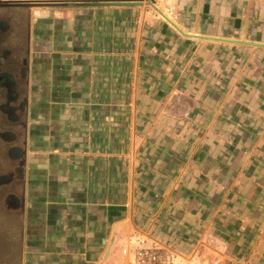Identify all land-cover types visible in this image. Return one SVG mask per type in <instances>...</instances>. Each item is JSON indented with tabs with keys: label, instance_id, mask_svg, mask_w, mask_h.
Here are the masks:
<instances>
[{
	"label": "crops",
	"instance_id": "crops-1",
	"mask_svg": "<svg viewBox=\"0 0 264 264\" xmlns=\"http://www.w3.org/2000/svg\"><path fill=\"white\" fill-rule=\"evenodd\" d=\"M59 1L1 11L14 29L28 24L29 109L24 190L3 206L16 222L3 224L13 235L0 264H100L112 241L104 264H120L140 241L169 251L216 239L225 207L249 195L240 182L264 168V48L206 38L264 44V0H157L168 20L146 5ZM170 97L214 103L209 134L241 141L216 145L232 154L226 164L207 142L186 162L165 157L166 111L143 107Z\"/></svg>",
	"mask_w": 264,
	"mask_h": 264
},
{
	"label": "rangeland",
	"instance_id": "rangeland-1",
	"mask_svg": "<svg viewBox=\"0 0 264 264\" xmlns=\"http://www.w3.org/2000/svg\"><path fill=\"white\" fill-rule=\"evenodd\" d=\"M237 42L238 43H226L238 45L243 44L256 48H264L263 43L242 41ZM212 104L214 103L193 100L188 101V99L172 101L170 97L168 101L159 102L158 104L149 103L148 107H143L144 109H148L151 112L166 111V115H164V124H161L167 131V134H165L163 139L166 143L164 153L166 158L177 157L179 158L180 162H186V160H188L190 157L193 158L195 155L196 157L202 156L203 151L199 147L205 145L207 142L210 144V146H212V150H207L210 159H223L225 162L224 164H226L228 161L226 159H228L229 155L231 156L232 154L228 153V150H217L216 145H218L220 142L239 143L241 142L239 140L240 136L231 132L230 134L226 135L225 138L221 137V135L209 134V128L207 127H209V124L212 122V120H214L212 115L215 114V111H218V108L214 105L212 106ZM192 113L194 114L193 117ZM147 120L149 126L156 125L155 118H148ZM199 128L206 129L207 133L199 130ZM195 130L196 132H194ZM251 135L256 136L253 134ZM153 136L154 135H150V142H155V137ZM233 138H235V140ZM246 138H248L246 142L247 145H249L252 140L250 137ZM173 141H180L181 145L180 149L175 150L174 152L170 147L168 148L167 146ZM243 145L240 144L239 147ZM247 167L252 171L254 169L252 163H250ZM260 169V173H257L256 175L253 173H248L249 175H246L248 176L246 180L241 181L239 184V190L242 191L244 194L243 196L249 195L247 197L238 199L234 198L232 204L230 201L229 206L225 207L223 222L216 224V221L214 220L215 226L212 232L215 234V236H217L216 239L213 238L207 243L203 242L194 250V245L189 246L186 244L189 240L188 236H184V238L186 237L185 241L183 242L186 244L185 246H182V243H180L179 245H175L172 248L174 251L161 250L165 259H169L170 264H264L263 166H261ZM188 193L190 192L188 191ZM209 200L213 201L214 205L216 206L220 201V199L216 197H213ZM213 216L215 219V214ZM11 222L13 221L9 222L5 216L0 214V257L5 254V249L2 248L3 242H6L8 238L13 235L12 232H8L6 229H2V227H4L3 224L5 227H7L9 223L13 224ZM180 226L181 224L179 227Z\"/></svg>",
	"mask_w": 264,
	"mask_h": 264
},
{
	"label": "flooded vegetation",
	"instance_id": "flooded-vegetation-1",
	"mask_svg": "<svg viewBox=\"0 0 264 264\" xmlns=\"http://www.w3.org/2000/svg\"><path fill=\"white\" fill-rule=\"evenodd\" d=\"M8 9L0 1V46L5 36L14 29L12 24L1 14ZM23 18L14 15V20ZM10 41L12 49L8 55L0 56V214L3 206L16 208L20 202L17 192L24 190L25 158L27 153V118H28V74L26 54L29 51L28 24L23 19L18 22ZM21 52L19 57L17 52ZM7 66V70H3ZM23 84L20 85L19 82ZM18 192V193H19ZM16 222L15 219H7Z\"/></svg>",
	"mask_w": 264,
	"mask_h": 264
},
{
	"label": "water",
	"instance_id": "water-1",
	"mask_svg": "<svg viewBox=\"0 0 264 264\" xmlns=\"http://www.w3.org/2000/svg\"><path fill=\"white\" fill-rule=\"evenodd\" d=\"M147 1H156V0H147ZM7 6H19V7H58L67 4V1H59V0H43V1H14V2H5ZM76 4L83 5V4H96V5H111V6H142L140 0H84V1H76ZM203 38V37H202ZM216 41H225V42H233L238 43L237 41L228 40V39H216V38H209ZM113 241L110 244V247L105 254L103 260L100 264H104L105 261L108 259L110 252L113 247Z\"/></svg>",
	"mask_w": 264,
	"mask_h": 264
},
{
	"label": "built area",
	"instance_id": "built-area-1",
	"mask_svg": "<svg viewBox=\"0 0 264 264\" xmlns=\"http://www.w3.org/2000/svg\"><path fill=\"white\" fill-rule=\"evenodd\" d=\"M160 249L144 246V241L133 243L121 251L120 264H170Z\"/></svg>",
	"mask_w": 264,
	"mask_h": 264
},
{
	"label": "bare ground",
	"instance_id": "bare-ground-1",
	"mask_svg": "<svg viewBox=\"0 0 264 264\" xmlns=\"http://www.w3.org/2000/svg\"><path fill=\"white\" fill-rule=\"evenodd\" d=\"M140 2L142 3V6L143 5H146V6H150L152 7L153 9H155L162 17H164L165 19L167 17H165V15L159 11V9L157 8L156 4H157V0L152 2V1H147V0H140ZM168 20V18H167ZM174 24V23H173ZM181 33L187 37H193V36H189V35H186L184 32L181 31ZM194 38V37H193ZM196 38V37H195ZM206 39H209V38H206ZM212 40V39H211Z\"/></svg>",
	"mask_w": 264,
	"mask_h": 264
}]
</instances>
